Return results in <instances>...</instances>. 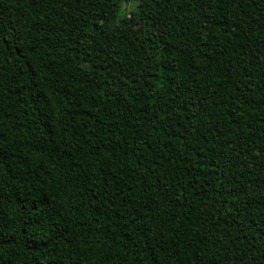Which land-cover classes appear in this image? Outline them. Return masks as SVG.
<instances>
[{"label": "trees", "instance_id": "1", "mask_svg": "<svg viewBox=\"0 0 264 264\" xmlns=\"http://www.w3.org/2000/svg\"><path fill=\"white\" fill-rule=\"evenodd\" d=\"M126 2L0 0V264H264V0Z\"/></svg>", "mask_w": 264, "mask_h": 264}, {"label": "rangeland", "instance_id": "2", "mask_svg": "<svg viewBox=\"0 0 264 264\" xmlns=\"http://www.w3.org/2000/svg\"><path fill=\"white\" fill-rule=\"evenodd\" d=\"M134 2V1H133ZM133 2L132 3H129V4H127V2H126V7H128V8H132L133 6H134V4H133Z\"/></svg>", "mask_w": 264, "mask_h": 264}, {"label": "snow or ice", "instance_id": "3", "mask_svg": "<svg viewBox=\"0 0 264 264\" xmlns=\"http://www.w3.org/2000/svg\"><path fill=\"white\" fill-rule=\"evenodd\" d=\"M128 2H129V3H131V2H132V0H128Z\"/></svg>", "mask_w": 264, "mask_h": 264}]
</instances>
